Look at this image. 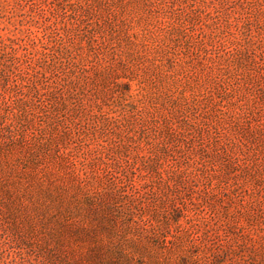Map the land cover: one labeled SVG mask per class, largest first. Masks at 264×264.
Returning <instances> with one entry per match:
<instances>
[{
  "label": "rangeland",
  "instance_id": "rangeland-1",
  "mask_svg": "<svg viewBox=\"0 0 264 264\" xmlns=\"http://www.w3.org/2000/svg\"><path fill=\"white\" fill-rule=\"evenodd\" d=\"M0 264H264V0H0Z\"/></svg>",
  "mask_w": 264,
  "mask_h": 264
}]
</instances>
